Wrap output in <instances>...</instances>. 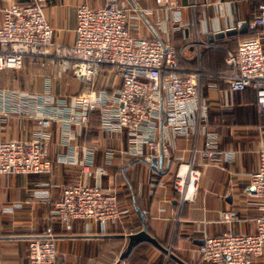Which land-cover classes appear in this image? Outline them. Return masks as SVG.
Here are the masks:
<instances>
[{"label":"crops","instance_id":"1","mask_svg":"<svg viewBox=\"0 0 264 264\" xmlns=\"http://www.w3.org/2000/svg\"><path fill=\"white\" fill-rule=\"evenodd\" d=\"M31 1L36 0H0V25L5 6ZM110 1L45 0L44 12L53 27L54 42H75L78 4L101 6ZM117 1L128 9L129 27L135 36L172 42L180 66L202 70L204 107L190 116L187 133L168 123L169 113L160 122L158 137L174 158L164 156L158 171L149 165L152 161L125 152L124 139L117 134L99 128L97 137L90 134L94 128L79 133L74 139L79 154L85 147L94 148L96 164L106 170L102 184L116 189L122 219L105 227L91 219L54 220L59 264H114L130 246L131 236L146 229L134 230L142 217L148 224L146 231L159 244L134 240L129 254L133 264H223L202 262L199 241L205 232L255 231L254 217L260 209L258 199L250 193L249 175L258 164L264 113L257 109L254 89L229 90L220 73L231 72L232 67L221 51L219 37L211 41L209 34L249 21L259 12V0H178L174 11L158 8L156 0ZM98 81L102 83L103 78L98 77ZM0 85L15 96L13 108L0 110V140L32 136L37 120L27 110L35 105L34 94L50 85V96L57 98L85 86L59 61L50 59L43 65L35 56H26L20 69L1 70ZM207 140L212 141L213 148L234 151V158L218 154L208 160L202 153ZM67 149L56 122L47 144L53 160L51 174H0V264H29L28 243L31 237L46 232V217L52 206L49 199H59L64 186L82 173L80 165L60 158ZM111 150L114 154L109 155ZM193 157L202 176L195 200L182 202L180 195L176 197L173 175L180 161ZM139 158L147 163L134 162ZM227 209L234 210L238 218L224 220L222 214ZM253 264H264V250Z\"/></svg>","mask_w":264,"mask_h":264},{"label":"built area","instance_id":"2","mask_svg":"<svg viewBox=\"0 0 264 264\" xmlns=\"http://www.w3.org/2000/svg\"><path fill=\"white\" fill-rule=\"evenodd\" d=\"M44 4L45 0L15 2L3 8L0 71L22 68L26 56L41 58L43 65L55 59L85 86L77 93L52 98L49 85L33 95L34 107L22 111L34 115L37 129L30 138L0 140V174H51L53 160L47 144L56 122L61 126L62 143L68 147L60 158L80 165L82 173L64 186L59 199H49L52 206L46 217V236L30 238L29 264H59L54 220L91 219L105 227L122 219L116 189L102 184L106 170L96 164L94 148L85 147L79 154L74 142L79 133L98 124L103 132L124 139L123 150L131 155L148 162L161 154L173 159L169 147L158 137L160 122L169 113L168 123L187 133L190 116L204 107L202 70L180 66L179 53L172 42L135 36L129 27L128 9L117 0L101 6L78 4L76 39L66 45L54 42ZM156 4L171 11L179 7L178 0H156ZM247 25L252 30L264 28V0ZM226 62L232 71L220 76L228 82L229 90L253 88L257 109L264 113V33L240 38L236 50L228 52ZM100 76L103 82L99 84ZM14 97L12 90L0 85V110L13 108ZM108 153L112 155L114 151ZM202 153L208 160L218 154L229 158L235 155L231 150L213 148L211 140L206 141ZM201 176L195 157L178 163L173 183L182 202L195 200ZM249 180L254 187L250 193L258 199L260 209L254 217L255 231L227 230L218 235L205 232L199 246L202 262L253 264L263 253L264 137L260 139L257 168ZM222 217L233 221L238 215L227 209ZM115 264L133 263L119 255Z\"/></svg>","mask_w":264,"mask_h":264},{"label":"trees","instance_id":"3","mask_svg":"<svg viewBox=\"0 0 264 264\" xmlns=\"http://www.w3.org/2000/svg\"><path fill=\"white\" fill-rule=\"evenodd\" d=\"M262 0H259V3L261 2ZM259 33H264V28H258V29H248L247 31H245V32H243V33H239L238 35H232V34H228L227 36H225V35H222V36H219V40H220V47L222 48V50L221 51H223V55L225 56V57H227V55H228V52L229 51H235L236 50V48H237V44H236V42L238 41L237 39L240 37V38H243V37H250V36H254V35H257V34H259ZM248 88H250V89H253V88H251V87H248ZM248 88H246V89H244V90H241V91H245V90H247ZM98 128H99V126H98V124H95V126H94V129H93V131H91L90 132V134H92V136H95V137H97L98 136ZM144 162V163H147V162H145L142 158H139V159H136L134 162ZM150 166H151V164H149ZM177 193H176V197L177 198H179V193H178V191H176ZM143 227L144 228H146V229H148V224L146 223V221L144 220V218L142 217V221H141V223H139V225L137 226V227H135V229L134 230H136V231H139L140 229H143ZM35 236H37V237H45L46 236V232H44L43 234H41V235H35ZM131 252V251H130ZM130 252L127 254V255H125V256H122L123 255V253L124 252H122L121 254H120V256H121V258H123V259H129V254H130ZM116 260H117V258H116ZM115 263H116V261H115ZM114 263V264H115Z\"/></svg>","mask_w":264,"mask_h":264},{"label":"water","instance_id":"4","mask_svg":"<svg viewBox=\"0 0 264 264\" xmlns=\"http://www.w3.org/2000/svg\"><path fill=\"white\" fill-rule=\"evenodd\" d=\"M247 30H248V25H247V22L245 21V22H243V23L241 24L240 27H233V28H228L226 31H220V32H217V33H210V34H209V39H210L211 41H213L215 37H219V36H222V35H225V34H237V33H243V32H245V31H247ZM163 157H164V155L161 154L160 156H154V157L152 158L151 166H152L155 170L158 171V170H159V167L162 166V165L164 164V163H163ZM252 188H254V187L252 186ZM140 239H147V240H150V241H152V242H154V243L159 244V242L157 241L156 238H154L152 235H150V234L146 231V229H143V230L140 231L139 233L134 234V235L131 236V239H130V240H131V242H130V246L128 247L127 250L124 251V253H123L122 256H125V255H127V254L130 252V250H131V248H132V243H133L134 240H135V241H138V240H140ZM199 243L202 244V243H203V240L200 239Z\"/></svg>","mask_w":264,"mask_h":264},{"label":"rangeland","instance_id":"5","mask_svg":"<svg viewBox=\"0 0 264 264\" xmlns=\"http://www.w3.org/2000/svg\"><path fill=\"white\" fill-rule=\"evenodd\" d=\"M236 44H237V42H236Z\"/></svg>","mask_w":264,"mask_h":264}]
</instances>
